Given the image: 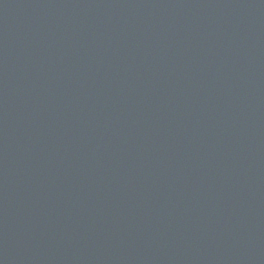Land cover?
Returning <instances> with one entry per match:
<instances>
[{"label": "water", "instance_id": "obj_1", "mask_svg": "<svg viewBox=\"0 0 264 264\" xmlns=\"http://www.w3.org/2000/svg\"><path fill=\"white\" fill-rule=\"evenodd\" d=\"M0 264H264V0H0Z\"/></svg>", "mask_w": 264, "mask_h": 264}]
</instances>
